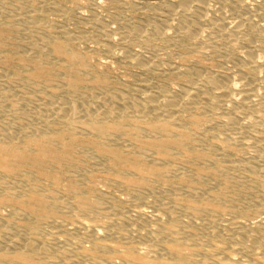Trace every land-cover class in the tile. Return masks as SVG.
<instances>
[{"label":"bare ground","instance_id":"6f19581e","mask_svg":"<svg viewBox=\"0 0 264 264\" xmlns=\"http://www.w3.org/2000/svg\"><path fill=\"white\" fill-rule=\"evenodd\" d=\"M191 2H194L199 15L202 12L204 15L211 5L209 1ZM166 5L185 7L188 0L179 3L165 1L156 6V10L162 11ZM153 8L155 10V6ZM34 13L25 16L24 22L30 25L38 24ZM199 15L195 14L191 20L194 27L203 22ZM154 26L155 35L165 30L161 23ZM10 33V29L0 26V73H4V69L10 77L18 78L21 83H38L44 87H52L51 76L56 73V69L43 57L53 55L63 60L60 64L63 72L60 73H64V77L58 82L65 94L57 96L51 93L37 98L24 96L26 102L34 100L35 104L29 118L28 108H21L16 104L20 98H15L10 85L0 89V118L10 120L0 125V180L17 176L23 178L20 181L14 180L15 182L11 179L13 183L10 180L9 183L6 182H11L10 186L0 185V206H13L27 215L23 218V228L27 231L25 234L7 233L2 243L0 239V264H207L205 259L209 256L215 257L212 264H238L233 256L235 252L248 256L246 264H264V226L250 228L254 219L246 217L252 213L242 211L241 213L245 214L244 220H234L227 226L217 223V216L227 210L222 207V203L229 201L228 193L231 190L239 189L255 198L264 196V166L257 167V164L247 162L249 165L241 167L240 161L232 158L234 141L226 142L224 152L215 155L198 148L195 135L203 130L200 127L207 119L191 116L194 110L200 109L235 110L240 103L245 110H253L264 101V91L260 92L252 82L239 87L237 82L229 80L226 75L201 76L194 71L178 70L177 76H188L189 81L195 83L182 97L173 87L160 88L158 91L138 90L139 93L136 94L116 93L117 91L114 93L106 88L108 81L102 74L92 76L93 86L108 90L105 92L102 88L104 91L101 93L99 90V93H96V90L84 94L80 90L88 81L86 76L93 71L90 69L91 55L82 54L75 45L76 40H79L76 39L77 36L75 38L63 30L59 32L61 37H50L44 43L40 42L41 44L38 41V44L34 45L35 52L39 54L36 53V58L30 53L7 49L5 40ZM150 35L148 39L154 37ZM113 40V37L108 38L106 51L112 52L110 43ZM45 46L47 52L44 51ZM15 53H18L17 58L13 57ZM129 57L134 62L136 60L142 63L143 58L135 54H129ZM144 67L143 69L149 68ZM261 73L264 74V69L253 70L255 76ZM91 89L93 90L92 87ZM86 97L91 100L87 101ZM235 116L229 118L231 124L236 123ZM185 119H188L186 124L189 126L183 123ZM215 121L219 122L218 118ZM245 123L253 124L254 121L246 119ZM243 126L244 124L238 129ZM248 136L247 134L245 137L247 140ZM191 146H196L197 152H190ZM89 152L93 155V161L83 155ZM182 160L192 161V165L186 167L189 172L177 176L181 166H177L179 164L176 165V162ZM98 162L106 165L113 173L130 176L121 179L107 177L114 182L111 184L127 190L137 187L162 193L168 189L165 185L170 189L176 187V183L186 189L185 197L170 196L167 205L158 204L159 209L155 212L147 213L144 209H138L137 234L143 245L128 242L124 245L120 242L128 239V233L102 232L105 225L79 222L77 228L83 231L84 238L91 239V246L75 239L66 246L50 250L51 238L46 235L52 233L45 231L44 234L39 225L56 219L58 208L69 198L78 213L92 218L99 216L98 210L101 207L94 194L95 187L87 183L88 180L78 181L68 178L67 174L71 169L83 170L86 166ZM240 169L244 171H239ZM89 175L91 176L88 182L93 183L95 176ZM175 177L178 178L177 182L173 181ZM158 180L165 182L160 183L163 188L153 184ZM194 181L199 184L198 187L193 185ZM24 183L30 186L26 190L22 188ZM41 183L44 185H40ZM217 183L222 187L219 185L218 190H212L213 185ZM154 197L152 202L157 201V197ZM148 202H151V199ZM177 212L198 218L200 222L191 219L183 224L176 218ZM263 212L264 205L253 213L260 215ZM20 215L14 212L10 216L16 219ZM261 222L264 225L262 219ZM120 226L123 227L122 224ZM199 227L202 228L198 232ZM204 228L207 231H204ZM240 230L246 231L247 239L239 238ZM3 243L5 247L2 246ZM210 243L216 247V251L219 249L225 255L217 257L211 251L202 249V246ZM223 244L225 248L220 246ZM227 248H231V251L227 252ZM149 253H153L154 258H149Z\"/></svg>","mask_w":264,"mask_h":264},{"label":"rangeland","instance_id":"374dc122","mask_svg":"<svg viewBox=\"0 0 264 264\" xmlns=\"http://www.w3.org/2000/svg\"><path fill=\"white\" fill-rule=\"evenodd\" d=\"M165 1L179 3L186 0H0V26L11 30L5 40L7 49L30 53L36 58L39 54L35 52L34 45L38 44V41L41 44L50 37H61L59 32L63 30L68 31L74 37L77 36L75 38L80 41L76 40L75 45L82 54L91 55L89 59L90 69L93 71L92 74H89L91 75L90 78L89 75L86 76L88 81L85 82L81 88L82 90H80L84 94L93 93L96 90V93L108 90L103 87L93 86L92 76L102 74L108 81L106 88H109L108 91L114 93L117 91L116 93L136 94L139 93L138 90L158 91L160 88L173 87L178 90L179 96L182 97L195 83L189 81L188 76H177L176 72L178 70L183 72L194 71L201 76L210 74L224 77L226 75L229 80L237 82L239 87H242L244 83L252 82L260 92L264 91V74L261 73V75L258 74L257 76L253 74L255 68L257 70L264 69V0H202L203 2L209 1L211 4L208 10L205 11L207 13H205L206 15L204 14L205 16L202 14L203 12L199 15L197 8L193 5L194 2H191V0H188V5L185 7L166 5L162 11L156 10V6L158 7ZM30 13H34L37 16L38 24L30 25L24 22V17ZM195 14H198L203 20L202 23L197 25L198 27H194L191 22ZM160 23L165 30L159 35H155L154 25ZM149 35H154V37L148 39ZM110 37L114 39L110 43L112 52L105 50L106 44H109L108 38ZM44 51H48L47 46H45ZM129 54H135V56H139L145 61L142 59V63H138L136 60L134 62L130 59ZM17 56L18 53L13 54L14 58H17ZM52 56L45 55L43 57L48 62L50 61V64L56 69V73L51 76L50 84H52V87H44L38 83H21L18 78L10 77L7 73L8 71L4 69H2L4 73H0V75H4L0 77V89H3L7 84L10 85V90L15 95V98H20L16 104H19L21 108H28L27 117L29 118H31L30 115L34 110L35 104L34 100L26 102L27 100L23 99L24 96L37 98L38 96H47L51 93L57 96L65 94L63 92L65 90L59 87L60 83L58 82L64 77V73H60L63 72L60 69V64H62L61 61L63 60ZM53 63L57 65L55 66ZM141 64L149 68L144 67L145 69H143ZM32 91L34 93H31ZM237 97L240 98V95L237 94ZM89 98L86 97L85 99L90 101L91 98ZM236 108L235 110L209 108L193 111L194 114L191 116H201L207 119L204 125L200 127L203 130H200V133L195 135V140L199 144L198 148L215 155L224 152L223 147L226 142L233 143L234 141L232 158L238 159L241 167L249 165L247 162L257 164V167H263L264 101L256 105L253 110H245L242 103ZM233 115H236L235 117L237 118L235 124L229 122V118ZM217 118L219 122L215 121ZM246 119H252L254 123L246 124ZM6 120L8 121L9 119L0 118V125L5 124L4 121ZM187 122L188 119L183 121L185 124ZM240 124H244L242 129H238L241 126ZM186 125L189 126L188 124ZM247 134L250 141L245 138ZM234 136L238 137V141ZM249 142L252 143L250 144ZM189 150L190 152H197V147L191 146ZM83 155L91 158L88 159L89 161H93L91 152L89 154L83 153ZM97 164L86 166L83 168L84 172L82 169H78V171L71 169L70 173L68 172L67 174L68 178H75L78 181L79 179L80 181H89L91 176L89 174L95 176L93 183L86 182L92 184L96 189L94 194L100 202L99 207H101L98 210L99 216L92 218L78 213L76 206L72 204V199L69 198L65 204L58 208L59 213L56 219L39 225L44 234L45 231L52 233V235H46L47 238H51V243H49L50 250L54 251L58 247L66 246L68 242L75 239H80L85 245L91 246V239L84 238L83 231L79 227L77 228L79 222L97 226L105 225L104 229L101 230L102 232L119 231L128 233V239L120 242L124 245L126 242L143 245L144 243L142 244V240L137 234L138 219L136 217L139 213L138 209H144L147 213L155 212L159 209L158 204L167 205L168 197L176 195H180L179 198L185 197L186 189L176 183L174 184L176 187H170V189L169 186L165 185V188L168 189H165L166 191L162 193L137 187H132L128 191L123 187L111 184L114 182L107 179V177L121 179V177L128 178L130 177L129 175L113 173L106 165L100 162ZM176 165L181 166L177 172L178 176L184 172H189L186 167L192 165V161H177ZM239 171L244 170L240 169ZM176 177L173 178L174 182H177L178 178ZM11 179L15 182L23 178L17 176L2 179L0 180V185L10 186ZM9 180L11 181L10 184H8ZM155 182L153 184L156 187H162L160 183H165L160 180ZM217 184L213 185L212 190H218L222 187L221 184ZM40 185L44 184L41 183ZM193 185L195 187L199 186L196 181H194ZM29 187L25 183L22 186L25 190ZM259 194L262 193L259 192ZM154 196L157 197L156 202H152ZM228 198V202L222 203V207L228 211L226 210V213L223 212L225 214L222 213V215L217 216V223H221V226H227L234 220H244L245 214L241 212L247 211L249 214L252 213L253 216L249 215L246 219H254L253 224L250 223V228L264 226L261 222V219L264 221V212L260 215L253 213L264 205L263 195L255 198L247 192L233 189L228 193ZM150 199L151 202H148ZM12 207L7 205L0 206L1 243L7 233L25 234L27 232L23 228V218H25L26 214ZM103 208L106 209L103 210ZM11 212L21 215L18 216L19 218L13 219L10 216ZM10 218L13 220L8 223L11 220ZM176 218L182 221L183 224H185L184 221H191V219H194L195 222H200L198 218L186 213L177 212ZM121 224L123 227L120 226ZM201 228H198V232L201 231ZM207 229L204 228V231H207ZM238 236L240 239L245 240L248 234L246 231L240 230ZM210 244L202 246V249L211 251L217 257L225 255L219 249L216 251V247ZM4 245L3 243L2 246L5 247ZM220 246L225 248L224 244ZM230 251L231 248H227V252ZM147 256L154 258L155 255L149 253ZM233 256L237 259L238 264H246L247 259H249L243 253L235 252ZM210 257L205 259L207 264H212L213 262L214 256Z\"/></svg>","mask_w":264,"mask_h":264}]
</instances>
